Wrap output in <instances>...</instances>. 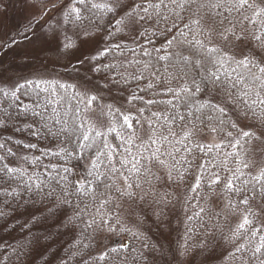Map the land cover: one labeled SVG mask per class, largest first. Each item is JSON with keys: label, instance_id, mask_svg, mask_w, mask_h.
I'll use <instances>...</instances> for the list:
<instances>
[{"label": "snow or ice", "instance_id": "snow-or-ice-1", "mask_svg": "<svg viewBox=\"0 0 264 264\" xmlns=\"http://www.w3.org/2000/svg\"><path fill=\"white\" fill-rule=\"evenodd\" d=\"M31 6L38 15L24 26L23 39L28 40L31 34L45 45L42 50H50L53 44L57 51L61 47L68 51L110 41L99 56L92 57L91 72L117 70L115 64L95 63L114 49L122 50L117 37L135 41L141 36L151 43L158 32L171 34L163 48L165 55L158 56L165 62L163 71L145 62L136 75L119 72V80L112 77L114 84H127L129 76L140 80L149 72L152 79L148 88L170 95L167 105L171 107L150 111L157 101L144 100L133 90L127 104L141 101L145 107L137 108L138 115L132 116L105 104L100 88L76 91L73 85L62 83L29 80L21 84L12 77L0 78V219L5 220L0 227H7L19 201L26 194L31 198L34 191L52 202V215L64 211V227H80L82 233L89 229L119 231L140 245L131 248L121 243L119 248L102 252L99 262L156 264V246L143 236L139 225L129 226L122 219L123 202L166 207L171 201L167 193L156 191L162 177L153 169H165L170 183H183L195 163L194 149L205 155L216 151L223 152V160L198 164L199 175L190 191L199 195L198 190L206 184L210 194L219 192L224 199L219 212L209 211L207 215L210 221H217L212 227L230 245L227 257L232 264H264V0H32ZM69 30L76 40L69 37ZM100 32L104 36L99 37ZM16 42L11 41L13 45ZM120 67L127 71L124 65ZM25 87L44 93V102L22 103L20 92ZM69 88H73L75 100L70 111L64 103ZM105 116L107 122L100 119ZM24 131L36 137L44 132L57 146L50 154L66 161L80 159L94 148L90 162H86L88 179L72 183L68 167L63 168V174L53 168L56 176L49 175L52 183L47 185L38 174H30L25 165L35 167L34 160L12 147L20 146V141L11 139L12 134ZM205 132L213 134L217 142L202 143L199 137ZM112 134L121 138L124 152L117 153L109 143ZM22 147L34 149L36 145ZM140 147L148 154L139 151ZM229 148L232 151H227ZM222 172L229 175L224 177ZM85 197L94 212L84 202ZM153 214L160 219L163 208L154 207ZM230 216L239 222L225 235L219 218L227 221ZM201 226L207 228V223ZM50 247L42 245L39 237L16 246V264H37ZM6 253L7 248L0 249V264ZM71 255L61 257L62 264H67ZM44 264H52V260H44Z\"/></svg>", "mask_w": 264, "mask_h": 264}, {"label": "rangeland", "instance_id": "rangeland-1", "mask_svg": "<svg viewBox=\"0 0 264 264\" xmlns=\"http://www.w3.org/2000/svg\"><path fill=\"white\" fill-rule=\"evenodd\" d=\"M31 2L32 0H0V78L7 79L12 77L15 81L21 84H26L29 80L36 82H47L48 84L62 83L73 85L76 91H83L85 88H100L102 91L99 94L103 98V102L105 104H112L114 108L120 109V111L124 114H128L130 112L132 116H137L138 113L136 109L140 106L145 107V105L141 101H136L134 105H129L126 102L127 97L131 93L129 87L130 83L133 84L136 80L131 79V76H129V82L127 84H114L112 82V77L115 76L116 79L119 80V72H123L124 75H129L130 73L132 75H136L138 74V70L143 67L145 62L140 60V57L137 55V53L133 55V53L126 52L127 46H134L137 48L139 43H141V41L137 39L138 36L136 37L135 41L130 38L121 40L118 37V41L123 45V48L121 51L116 50L115 52L118 51L121 53V56L120 58H116L109 63L117 65V70L113 71L114 75L112 77L106 76L105 78H100L95 74V72L89 71V69L92 67V57L99 56L100 50L106 48L108 44L107 41L101 42L99 44L92 43L87 46L69 49L68 51H64L62 47L59 51H57L56 46L53 44L50 46V50L45 51L42 50L45 45H43L40 40L33 38L31 34H29L28 40L23 39V32L25 31L24 26L33 19L34 15H38V12L31 6ZM49 15H51V13H49ZM44 19H47V17ZM43 23L44 21L41 20L40 24ZM164 26V23H161L160 28L163 29ZM35 27L37 28V33L39 34V26L37 25ZM68 35L73 40H76V36L72 30L68 31ZM13 39L17 41L14 45L11 43ZM147 43L149 42H145L142 45L148 47L149 45H147ZM77 44H79V41H77ZM81 60L84 62L81 63ZM120 65H124L127 71L125 72L124 68H121ZM41 86L44 87L45 84L41 83ZM29 89L35 90L32 91V94L40 97L36 98V101H40L42 99V102H44L45 94L39 92L34 87H25L24 89H21V92L26 95V91ZM69 90L73 96V88H70ZM153 93L152 100L157 101V103L153 104V106L157 110L160 109L161 105H163L164 108L171 107L170 105H167V101L172 98L170 95H165L157 88H155ZM143 98L144 100L151 99L149 94L146 95V98L145 96H143ZM160 98L162 103L159 104ZM31 102L30 100H27L26 104H31ZM181 111H183L182 108ZM23 119L24 117L21 116L20 120ZM100 119L104 120L105 122L108 121V117L106 116L101 117ZM19 126L22 128L26 127V125L23 123H20ZM4 135L8 136L9 133L6 132ZM34 137L36 136H32L27 131H24L12 134L11 139L18 140L22 144L32 143L36 145V148L34 149H26L22 147L15 150L18 151L19 154L27 155L30 161L34 160L35 167H33L32 164L25 165L30 174L34 175L36 170L41 168L43 169V173L45 175L47 174L46 176H51L53 171H48L47 165H45L43 162L46 160L48 161V154L45 155V153L50 154L49 149L51 146L46 142L45 143L49 146L43 143L45 138L43 140H34ZM205 140L210 144L212 142H216L214 138L211 139L209 137L205 138ZM108 141L117 152L124 150L126 147L122 144L121 138L117 137L115 134L109 135ZM73 143H75V141ZM136 143L139 144L140 141H137ZM37 144L40 145L37 146ZM118 144H120V146ZM134 147L136 148V146L133 145L131 150H133L132 148ZM93 151H95L94 148L87 151L85 153L87 156V158H85L86 161L80 163V168L82 170L81 172H83L84 176L87 174L86 162H90L91 157L89 156L93 154ZM91 152L92 154H90ZM77 161H79V159L75 158L68 161L71 164V167H69L71 172L79 168ZM66 165H64V167H66ZM158 173L161 176L164 174L167 176L165 169H159ZM158 173L157 175H159ZM71 175L72 173H70L68 176L69 180ZM165 189L166 193L168 194L167 199L171 202L166 207L163 205L158 206V208H163V216L160 219H157L153 214V209H150L147 210L142 217V221H144V223H153V228H150V234L152 236H149V239H155L153 240V243L157 249L155 252L156 264H164L165 262L166 264H223L226 251L224 248L218 245V242L213 246L196 249V247L191 242H188L184 239L180 232L179 218H181L184 209V197H186L185 191L173 183H167ZM25 204L28 207L26 211H18L11 215V217L18 216L22 213L25 214L26 221L30 219V226L34 227L36 234L31 236L29 239L34 240L35 238L39 237L41 244L45 245L52 239H60V237L66 239L68 237L69 233L66 232L68 228L55 221L57 213L52 215L50 212L52 206L44 207L43 205H39L38 207H34L36 202L34 204L25 202ZM134 215L135 214H133L131 211V213L124 215L123 218L132 220ZM46 217L47 219H45ZM154 222L156 224H154ZM238 222V218L234 217L233 223L236 224ZM25 227L27 228V226ZM23 233H25V236L27 235L28 237L27 230ZM87 234L88 235L86 237L89 239L85 240V244H91L92 240L90 239H93V242L94 239H99V243H97L99 244V250L104 251L106 249V242L109 240V238L106 239L103 233L95 238L91 237L92 235L90 233ZM21 236L22 234H19L18 239H23ZM144 236L147 238V234H144ZM33 240H25L24 244H27ZM79 241H84V239H79ZM21 244L22 242H20L18 245L16 244V246ZM93 248L94 244H92L90 248L87 247L88 250ZM63 250L66 249L63 248ZM49 251L50 249H48L46 253L47 256ZM66 252H68V250H66ZM9 258L15 260L13 252L11 256H6L4 259L9 260ZM4 259L3 264L5 262ZM38 262H44V259L41 261L38 260L37 263Z\"/></svg>", "mask_w": 264, "mask_h": 264}, {"label": "trees", "instance_id": "trees-1", "mask_svg": "<svg viewBox=\"0 0 264 264\" xmlns=\"http://www.w3.org/2000/svg\"><path fill=\"white\" fill-rule=\"evenodd\" d=\"M160 27H161V25H160ZM98 35H99V37H101L102 35L104 36V33L100 32ZM170 35L171 34H165L163 32H158L157 35H155L151 38L152 42L147 43V45H149L148 47L142 45L148 41L146 39H144L143 37L138 36L137 39H139L141 41V43H139L137 48L134 46H130V47L127 46L126 52L127 53H133V55L137 53V55L140 57V60L142 62H150L152 65H154L155 68L161 69V71H163L165 62L159 61L158 56L165 55L163 48L166 47V38L170 37ZM117 40H118V37H117ZM107 42H108V44L110 43V41H107ZM108 44H107V46H108ZM155 49H161V51L157 52V51H155ZM143 50H147V52L150 53V55H145ZM115 51L116 50L114 49L112 52H109L106 56H101L100 59L95 61V63L103 66V65L109 64L112 60H114L116 58H120L121 53H119L118 51L117 52H115ZM105 63H107V64H105ZM95 74L100 78H105L106 76L112 77L114 75L113 71H107V70L101 71L99 73L95 72ZM144 75H145L144 79L136 80L133 84L130 83V86H129L130 91L136 90L139 95L145 96V98H146V95L149 94L150 98L152 99L153 94H154L153 91L155 90V87L152 89L148 88V84L151 81L152 77H151L149 72H145ZM126 87L129 88L128 86H126ZM141 88L145 89V91L142 93L139 92V89H141ZM69 89H68L67 93H65V102L64 103H65V106L70 111L71 108H73L75 106V100H74L72 94L70 93ZM32 91H35V90L29 89L28 91H26L27 92L26 95H24L23 92L20 93L22 103L26 104L27 100H30V102L32 101L31 103H33L34 100L36 101V98H40V97L32 94L33 93ZM39 102L43 103L42 99ZM160 103H162L161 98L159 99V104ZM161 108L163 110L164 106L161 105L159 110H161ZM64 110L65 109L62 107L61 111H64ZM150 111H157V109L152 105L150 107ZM177 131H179V129H177ZM207 137L213 139V134L205 132L204 134L201 135V137H199V139L204 144H210V143H207L205 140V138H207ZM44 138H45V140L43 141V143L46 142L51 146L49 149L50 153L56 151V149H57L56 144L53 142L52 138L49 136H46L44 134V132H41V135L39 137H34V140H38V139L43 140ZM216 142H217V140H216ZM216 142H214V143H216ZM214 143L212 142L211 144H214ZM48 144H46V145L49 146ZM22 145L23 144L20 143L19 147H17V145H12V147L14 150H16V149L22 148ZM39 145L40 144H37V146H39ZM118 145L120 146V144H118ZM132 149H133V150H131L132 153L135 154L137 151V148L134 147ZM43 150H46V149H43ZM139 151L144 152V149L142 147H140ZM227 151H232V149L229 148V149H227ZM122 152H124V150H121L120 152H117V153H122ZM93 153H94V151H93ZM90 154H92V152ZM144 154L147 155L148 153L144 152ZM50 155L51 154H48V157H49L48 161L47 160L43 161L44 164L47 165L48 171H52V169L55 168L57 170H60L62 173L63 168H65L64 165H66L67 163L68 164L66 165V167H68V168L71 167V164L68 161H66L65 159H61V158H58L54 155H51V156ZM91 156L92 155H90L89 157H91ZM85 158H87L86 154H84L79 159V161H77L79 168H77V169L73 170V172H71L72 175H71V178L69 181H71L72 183H77V182L85 181L88 179L87 174H85L86 176H84L83 172H81L82 170L80 168V163L86 161ZM194 158H195V163L192 165L191 169L186 172L185 181L183 183H179V184L173 183V184L179 186L180 188L184 189L185 194H186V197H184L185 198V203H184V207H183L184 209H183L181 218H179L180 219V224H179L180 225V232L183 235L184 239L187 240L188 242H191L196 247V249H199L202 247H207V246H213V245H216L218 242V245H220L226 251L223 264H232L230 258L227 257V252L230 248V245L227 244V242L224 239H222L221 233L212 227V225L215 224L217 221H215V220L210 221L209 216L207 215V213L209 211H211L213 213L219 212L220 209L223 207L224 199L219 194V192L214 193V194H210L209 190L207 189L206 184L202 185V187L198 190L199 195H197L196 192L190 191L191 186L194 185L196 182V177L199 175V169H198L197 165L200 163H204L206 160H209V159H211L213 163H219L220 161L223 160V152L217 153L216 151H213L212 153L205 155L204 153L196 152L194 149ZM228 163L231 165V163H232L231 160H229ZM185 167H187V166H185ZM158 168L159 167L157 166L156 168L153 169V171L158 173V170L160 169V168L159 169ZM101 170H103V169H101ZM52 173L53 174L51 176H56L55 172H52ZM245 173H247V170H245ZM36 174H38L40 176V178L42 180H44L46 185L52 183V181H50L48 179V176H46L43 173V169L40 168V169L36 170V173H34V175H36ZM227 175H229L227 172H222V176L226 177ZM161 177H162V182L156 184V191L159 194L163 195L164 193H166V189H165L166 184L170 183V182L168 181V178L165 174ZM119 183L122 184L123 181L121 180V181H119ZM25 202L31 203V204H34L36 202L34 207H38L39 205H43L44 207L52 206V202L50 200L43 198L42 196L36 194L33 191L31 198H29V196L26 194L23 197V199L21 201H19V207L17 209V212L18 211H26L28 209ZM84 202L89 203V210L90 211H93V212L95 211L94 207H92L91 202L87 197L84 198ZM81 206L83 207V204ZM159 206H161V205H159ZM13 207H17V205L14 204ZM154 207H158V206L157 205H150L148 203H133L131 201H124L123 202V209L121 210L122 219L129 226L139 225V229L143 233V236H144V234H147V238L151 244L153 243V240H155V239H149V236L150 237L152 236L150 234V232H151L150 228H153V223H150V224L144 223V221H142V217L147 210H150V209L152 210ZM201 208H204L205 211L201 212ZM71 211H72V209L69 208L68 213L71 214ZM131 211L133 214H135L134 218H133L134 220L132 219L133 220L132 221L131 219H124L123 218L124 215L131 213ZM56 213H57L56 214L57 216H56L55 221L61 223V225H64V222H65L64 211L61 209V210H57ZM197 213L200 214L199 217L197 216ZM189 217H191L190 220H189ZM233 218L234 217L230 216L227 221H225L222 217L219 218V223L223 227V232L225 235L229 234V228L230 227L235 226V223H233ZM29 221H30V219H28V221H26L25 214L21 213L18 216L10 217V222L8 223L7 227H0V249L7 248V253L3 256V259L6 256H9V255L11 256V254L13 252L12 250L14 247H16V244L18 245L20 242H22V244H24L25 240H28V241L33 240V239H29V238H31V236H33L36 233H35L34 227L30 226L31 224ZM4 223H5V220L0 219V225H4ZM205 223H207V228H204L201 226L202 224H205ZM154 224H156V223L154 222ZM25 226H27V228ZM26 230L28 232V237H27V235L25 236V233H23ZM66 232L69 233V235L66 239H63L60 237V239H52L50 242L47 243V245H51V247L49 248L50 251H49L48 256L45 255L44 260L51 259L52 264H62L60 258L65 257L66 255H68L69 252H71L72 255L69 257L67 264H107L106 261L105 262H99L97 260L98 256L102 252H104L110 248H113V247L119 248L121 243H127L131 248L140 247L138 242L136 240L132 239L131 236L127 235L126 233H121L119 231H117L115 233H110L107 231L93 232L91 229H89L87 233H90L92 235L91 237L95 238V237L99 236L101 233H103L105 235L106 239L109 238V240H107V242H106V245H107L106 249L104 251H101L98 248L99 244H97V243H99V239H94V242H93V239H90V240H92L91 244L90 243L85 244V240L89 239L86 237L88 234L82 233L80 227H75V228L68 227V230ZM209 232L214 233L215 235L214 236L206 235V233H209ZM19 234H22L21 237H23V239H18ZM41 235H42V231H41ZM79 239H84V241H79ZM205 241H207V242L205 243ZM92 244H94V248L88 250L87 247L90 248L92 246ZM153 245H154V243H153ZM63 248L68 250V252H66V250H63ZM216 248H217V246H216ZM54 254H56L55 258H54ZM225 259H226V261H225ZM4 260H5L4 264H16V260H14L12 258L11 259L9 258V260H7V259H4ZM191 260H193V259H191ZM37 264H44V262H38ZM164 264H166V262Z\"/></svg>", "mask_w": 264, "mask_h": 264}]
</instances>
